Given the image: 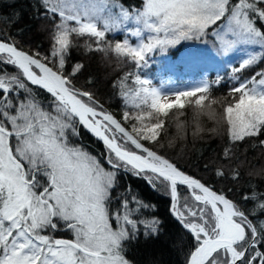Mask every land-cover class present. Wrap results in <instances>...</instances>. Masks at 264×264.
<instances>
[{
	"label": "snow or ice",
	"instance_id": "1",
	"mask_svg": "<svg viewBox=\"0 0 264 264\" xmlns=\"http://www.w3.org/2000/svg\"><path fill=\"white\" fill-rule=\"evenodd\" d=\"M37 15L51 23L46 53L0 37V264H132L129 246L159 238L163 221L148 215L155 205L130 185L121 187V174L169 197L172 216L191 237L184 264H264V191L249 181L240 200L231 199L159 150L170 111L194 105V138H203L201 116L214 122L212 133L227 136L215 175L225 177L229 169L240 182L238 145L264 137V71L239 75L264 63V31L256 26V19L264 21V0H142L134 12L121 0H38ZM120 32L122 41L108 39ZM209 35L217 56L241 46L246 52L232 68L229 94L207 105L210 81L165 94L128 72L112 85L124 106L117 119L93 92L76 86L84 64L66 69L73 48L139 69L146 53ZM36 89L48 94L47 106ZM183 115L171 117L179 139L187 136ZM81 127L103 142V162L72 142ZM247 175L264 178V167ZM57 231L73 238H57ZM186 242L180 237L177 247Z\"/></svg>",
	"mask_w": 264,
	"mask_h": 264
},
{
	"label": "trees",
	"instance_id": "2",
	"mask_svg": "<svg viewBox=\"0 0 264 264\" xmlns=\"http://www.w3.org/2000/svg\"><path fill=\"white\" fill-rule=\"evenodd\" d=\"M140 2V0H121L124 7L129 9L138 8ZM37 13L38 0H0V37L14 38L15 42L25 50H39L41 53H46L50 43L51 23L38 18ZM256 26L264 31V22L256 19ZM76 63H82L85 66L82 72L74 78L76 86L93 92L100 105L114 114L117 119H122L124 106L112 85L114 81L124 75L123 70L130 71L136 67L129 62L121 65L124 62H118L111 55L106 58L98 52L86 54L83 48L71 50L66 69L70 71ZM263 64H258L255 68L245 70L239 75L246 78L257 69H261L260 65ZM8 70L13 71L11 68ZM147 74L145 76L152 78V75ZM232 75L233 73L230 71H224L218 75L210 73L208 78L212 82V87L210 93L205 94L208 97L206 100L227 96L234 83L230 79ZM218 77L222 79L216 82ZM151 82L155 85L158 84L154 80ZM36 92L40 101L47 105L48 94L40 89H36ZM203 124L204 132L201 134L203 138H194L189 133L187 139H183L185 147L177 146L180 143L175 142L176 137L173 138L175 142L173 145L175 144L177 147H174V150H170V152L176 155L174 156L176 158L161 153L189 175L200 179L218 192L226 193L231 199L240 200L241 193L247 190L246 186L249 181H252L254 187L264 191V178L247 175L248 171L253 168L264 167V149L263 143H261L264 137L248 138L238 145L234 159L239 158L243 161L242 165L245 168L239 167L241 177L240 182L237 183L230 178L229 169H225V177L215 175L216 165L213 162L222 159V153L228 141L225 135L224 137L218 136L210 131L215 126L212 120L204 119ZM76 142L103 162L106 149L87 135L82 128H80V135L76 138ZM105 167H107L106 164ZM120 185L121 187L130 185L136 195L155 205V212H149L148 215L154 214L163 221V231L159 238L145 241L141 237L139 241L129 246L126 253L127 258L132 264H184L185 252L190 246L191 237L171 216L169 197L163 195L161 191L153 190L144 180L131 175L121 174ZM181 192H184L183 188H181ZM246 206L251 207L252 205L248 203ZM259 219H264V215ZM66 233L57 231L55 235L57 238L70 239ZM182 236L187 238V242L181 249L177 247L176 242Z\"/></svg>",
	"mask_w": 264,
	"mask_h": 264
},
{
	"label": "rangeland",
	"instance_id": "3",
	"mask_svg": "<svg viewBox=\"0 0 264 264\" xmlns=\"http://www.w3.org/2000/svg\"><path fill=\"white\" fill-rule=\"evenodd\" d=\"M140 1V6L138 8L132 7L131 9H126L133 12L140 9L142 7V0ZM125 35L126 34L123 32L116 33L115 35L109 34L108 39L113 42L122 41L125 38ZM128 38L133 44L137 43L134 37L129 36ZM245 52L246 49L241 46L227 57L217 56L213 45V38L209 35L205 40L181 41L179 44L167 47L163 51L157 48L151 53H146V65L139 69L135 68L130 71L132 73L138 72L142 79H146L150 82L153 80L157 81V85L151 82L152 86L159 89L162 93L168 94L172 92L190 90L201 86L205 81H209L208 76L210 73L218 75L222 74L224 71L232 72V68L238 66L239 62L245 58ZM125 63L126 62L121 65H124ZM129 63L132 64L131 62ZM260 67L262 68H259L256 71H264V64L260 65ZM130 71L123 70V73L125 75ZM146 74L152 75V78L150 76H145ZM171 99H174V97ZM210 102L211 98L208 99V101L205 100V105ZM213 107L216 108L218 112L222 111L219 104L213 105ZM181 111L185 113V115L179 117L180 121L185 122L187 130L185 140L192 134L195 127L193 123L194 105H188L183 110L173 109L170 111L169 118H167V135L163 138L165 147L159 150L163 152V154L172 158H176L174 157L176 155L170 152V150H174V147L177 146L185 147L183 144V141L185 140L177 138V121L171 118L173 113H179ZM204 119L207 120L209 118L207 116L200 117V123L203 128ZM131 123V121L127 122V126H130ZM218 136L224 137V135ZM174 137H176L175 142L178 141L177 143L180 144L175 146V144L173 145L172 143V145L169 146V141H173ZM72 142L77 144L76 138H73ZM241 168H245V166L241 165ZM63 233H66V231H63ZM66 234H68L70 239L73 238L70 232H67Z\"/></svg>",
	"mask_w": 264,
	"mask_h": 264
},
{
	"label": "water",
	"instance_id": "4",
	"mask_svg": "<svg viewBox=\"0 0 264 264\" xmlns=\"http://www.w3.org/2000/svg\"><path fill=\"white\" fill-rule=\"evenodd\" d=\"M32 87H34V86H32ZM85 132H86V134L87 135H89L91 138H93L96 142H98L100 145H102V147H104V149H105V146H104V144H103V142L102 141H100L99 139H97L96 137H94L91 133H89L87 130H85L83 127H81ZM169 209H170V205H169ZM170 213H171V211H170ZM171 216H172V214H171ZM173 217V216H172ZM173 219L179 224V222L173 217ZM180 225V224H179ZM181 226V225H180ZM182 227V226H181ZM190 236V235H189Z\"/></svg>",
	"mask_w": 264,
	"mask_h": 264
}]
</instances>
